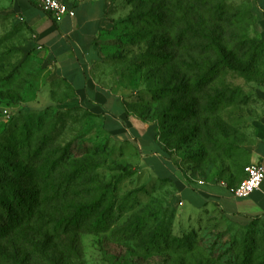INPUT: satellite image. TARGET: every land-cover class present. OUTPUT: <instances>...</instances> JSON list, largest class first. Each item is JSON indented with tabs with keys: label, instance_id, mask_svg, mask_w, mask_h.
Masks as SVG:
<instances>
[{
	"label": "rangeland",
	"instance_id": "obj_1",
	"mask_svg": "<svg viewBox=\"0 0 264 264\" xmlns=\"http://www.w3.org/2000/svg\"><path fill=\"white\" fill-rule=\"evenodd\" d=\"M32 41L0 0V156L17 167L0 174L7 191L34 195L30 221L0 239V264H237L244 246L264 264L261 227L184 204L133 142L101 129L64 83L43 80ZM97 46L93 76L153 122L184 175L240 181L263 116L264 0H113ZM13 120L17 136L34 123L31 152L4 144ZM97 203L74 223L81 205ZM99 215L106 228L92 225Z\"/></svg>",
	"mask_w": 264,
	"mask_h": 264
},
{
	"label": "crops",
	"instance_id": "obj_2",
	"mask_svg": "<svg viewBox=\"0 0 264 264\" xmlns=\"http://www.w3.org/2000/svg\"><path fill=\"white\" fill-rule=\"evenodd\" d=\"M63 1L74 10V15L56 22L29 0H10L18 19L29 28L33 47L43 63V80L69 84L73 102L94 113L97 124L109 135L133 142L144 167L156 177L171 178L184 204L215 208L234 223L247 224L254 217L264 223V179L259 189L247 197H236L231 191L234 186L184 175L157 140L153 122L130 111L117 90L99 83L93 76V67L99 59L97 40L108 24L113 0ZM251 160H264V108L255 125Z\"/></svg>",
	"mask_w": 264,
	"mask_h": 264
},
{
	"label": "trees",
	"instance_id": "obj_3",
	"mask_svg": "<svg viewBox=\"0 0 264 264\" xmlns=\"http://www.w3.org/2000/svg\"><path fill=\"white\" fill-rule=\"evenodd\" d=\"M21 22L23 23L24 27L27 30H29L28 26L23 21ZM219 69H220V63H215L211 65L209 69L207 70V72L204 73L202 80L205 79L209 81L212 77H214V75H216ZM61 82L64 83L71 90L72 98H73V90L71 86L67 84L65 81H61ZM76 107H79L85 110L88 114L96 117L94 113L90 112L86 107L82 106L81 104H76ZM16 122H17L16 120L12 121L11 129L8 130L7 134L5 135L4 144H10V146H14V147L16 146V144H19L20 148L23 149L25 152H31V140L29 136L33 131L32 126H34V123L31 122L29 124H25V123L22 124L23 127L21 129V132L17 136L15 133ZM42 137L47 138L48 134L43 133ZM2 138L3 137H1L0 140ZM2 145L3 143L2 141H0V149L2 148ZM245 165L243 166L242 178L244 177ZM2 167H5L6 171L8 172H12V170L17 169V167H15L14 164L8 163L7 160H3V158L0 156V168ZM4 179L5 181H7L4 175L0 174V239L8 235V231L11 227L12 228L19 227L21 224L26 223L25 221L27 220L30 221V219L33 216V212H34L31 206V203H33V200H34V195L32 193H29L28 189L26 190L24 189L20 191L19 188H14L12 190L7 191L6 189L7 188L10 189V188L7 187V184L4 182ZM161 179L165 181H170L171 183H173V180L171 178L165 177ZM9 192H10V198H9V195H6L7 200H4L3 197L5 193H9ZM92 205H90V208L86 205H81L78 208L77 213L75 214V218H73V221L75 224L84 220L85 216L88 217L89 215L95 213V211L97 210L96 207H98V205L100 204L97 203V204H92ZM92 225L94 226L95 229H103L107 227V222L104 221V217L99 215L98 217L94 219V221L92 222ZM240 225L243 227L257 225L261 227L262 231L264 232V223L260 222L258 217H254L247 224H240ZM251 257H252L251 249L247 248V246H244L241 255L237 257V264H251V262H249Z\"/></svg>",
	"mask_w": 264,
	"mask_h": 264
},
{
	"label": "built area",
	"instance_id": "obj_4",
	"mask_svg": "<svg viewBox=\"0 0 264 264\" xmlns=\"http://www.w3.org/2000/svg\"><path fill=\"white\" fill-rule=\"evenodd\" d=\"M41 10L49 14L56 22L65 16H73L74 10L63 0H29ZM264 179V160H251L244 167V177L231 188L236 197H247L254 190L259 189Z\"/></svg>",
	"mask_w": 264,
	"mask_h": 264
}]
</instances>
